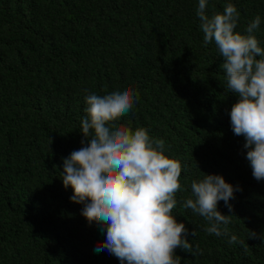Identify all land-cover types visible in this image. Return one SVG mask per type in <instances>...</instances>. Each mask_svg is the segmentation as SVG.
Returning a JSON list of instances; mask_svg holds the SVG:
<instances>
[{
    "label": "trees",
    "instance_id": "trees-1",
    "mask_svg": "<svg viewBox=\"0 0 264 264\" xmlns=\"http://www.w3.org/2000/svg\"><path fill=\"white\" fill-rule=\"evenodd\" d=\"M198 3L0 0V264H120L95 250L105 233L70 201L60 172L81 147L86 97L126 88L139 99L116 123L146 129L181 165L171 214L189 230L193 253L177 248L180 264H264V180L253 178L244 137L232 131L238 98L215 44H204ZM228 3L241 34L260 16L253 34L264 48V0H207L206 12L222 13ZM205 174L239 186L231 212L217 206L233 215L227 236L208 234L207 221L182 206ZM230 235L247 250L229 244Z\"/></svg>",
    "mask_w": 264,
    "mask_h": 264
},
{
    "label": "clouds",
    "instance_id": "clouds-1",
    "mask_svg": "<svg viewBox=\"0 0 264 264\" xmlns=\"http://www.w3.org/2000/svg\"><path fill=\"white\" fill-rule=\"evenodd\" d=\"M206 7L207 0H199L196 15L204 44H215L223 58L220 66L227 89L238 98L229 112L232 131L244 137L253 178L264 180V48L253 34L261 18L257 15L247 25V34H241L235 31L240 14L234 4L212 16ZM138 99V93L127 88L86 97L81 147L63 159L62 184L72 189L70 201L83 205L86 221L97 223L105 233L96 251L106 249L120 264H180L177 248L193 253L189 230L171 214L181 190V165L164 155V141L152 140L146 129L116 123ZM190 187L192 196L183 208L207 221L208 234L229 235L233 215L222 214L217 206L223 201L231 212L229 200L239 186L221 175L205 174ZM195 235L192 230L191 236ZM249 238H257V233L249 231ZM234 243L247 250L245 241L230 235L229 244ZM195 251L201 253L198 246Z\"/></svg>",
    "mask_w": 264,
    "mask_h": 264
}]
</instances>
